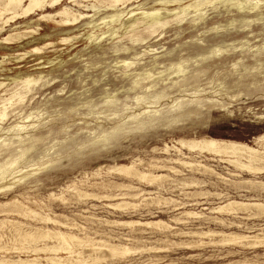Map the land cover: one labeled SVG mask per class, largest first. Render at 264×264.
I'll return each instance as SVG.
<instances>
[{"label": "rangeland", "instance_id": "obj_1", "mask_svg": "<svg viewBox=\"0 0 264 264\" xmlns=\"http://www.w3.org/2000/svg\"><path fill=\"white\" fill-rule=\"evenodd\" d=\"M152 1L141 3L150 8ZM69 2L65 5L72 6ZM183 3L192 7L181 15V22L171 17L174 21L153 36L141 24L143 36L139 39L132 38L133 30L126 23L117 37L99 36L98 31L88 40L91 27L85 24L92 19L69 31L40 21V12L4 28L0 34V82L7 86L0 88V108L7 104L8 116L0 122V166L5 172L0 185L22 180L0 193V222H4L0 224V259H27L31 255L25 248L53 245L51 239L31 244L11 240L17 229L35 228L41 234L60 230L131 250L114 258L92 249L87 264H264V244L252 246L256 240L264 243V214L212 211L228 200L264 203V190L250 191L237 183L250 178L264 181V173H242L227 160L208 153L183 149L190 157L185 159L175 150L170 155L165 152L166 145L173 147L179 139L192 138L240 142L262 150L256 139L264 136V0H181ZM237 3H243L242 12ZM84 5L89 7L73 8L92 17L95 9L91 3ZM103 14L99 12L93 19ZM109 27L112 24L105 30ZM31 30L38 33L22 35ZM68 33L77 39L61 43ZM9 37L14 40L5 45L4 39ZM219 40L231 45L223 48L227 53L196 62L195 44L202 42L207 47ZM35 49L40 51H32ZM152 49L160 54L153 55ZM165 55L189 58L185 78L165 80L169 75L163 67L168 64ZM124 60L133 65L127 68ZM233 64L237 66L233 68ZM27 76L37 80L29 88L9 82ZM150 76L158 79L151 83ZM159 94L164 96L158 99ZM12 96L11 104L3 101ZM178 158L201 162L235 183L165 162ZM158 161L182 173L150 169ZM124 165L133 168L132 173L150 171L170 179L148 185L119 171ZM228 172L239 176L231 177ZM190 181L199 186L183 187ZM162 197L175 202L157 204ZM26 207L37 216L21 215L19 211ZM40 215H48L57 224L40 221ZM240 237L246 241L235 240ZM38 257L48 256L42 253ZM98 257L102 259L94 261Z\"/></svg>", "mask_w": 264, "mask_h": 264}, {"label": "bare ground", "instance_id": "obj_2", "mask_svg": "<svg viewBox=\"0 0 264 264\" xmlns=\"http://www.w3.org/2000/svg\"><path fill=\"white\" fill-rule=\"evenodd\" d=\"M80 1H82V2H80ZM142 1L143 0H70L69 3L72 4V6H68V5H65L66 0H0V34L3 32L5 27H11L12 24H16L18 21L23 20L25 18H30L31 16H33V15L37 14L38 12H40L42 14L41 18L39 17L40 21H42V22L45 21L46 23H49V24L54 23L57 27L61 28L62 30H69V31L74 29V28H79V25L83 21H87L89 19H92V21H89V22H87L85 24V25L88 26L87 28L91 27V29H89V31H88L87 38H86L88 40L94 38L98 31H101V35H99V36H105V35L109 34L110 37H113V38L117 37L119 30L122 27H124L126 23H128L127 27L131 28L133 30L132 33L134 35H132V38L135 39V37H138V39H139L141 36H143L142 35L143 32L139 31V28L141 27L140 26L141 24H144L143 25L145 27L144 30L147 32V34L149 36H153V35H155L157 33V31L159 29H164L169 23H171V21L177 20L178 22H181L182 21V19H180L181 15L185 14V12H186L188 7H192V5L185 6L184 3L181 4V0H155V1L153 0L154 1V2L152 1L153 2V6H151L150 8H146V6H148V4L141 3ZM224 1H230V0H224ZM211 2H212V0H211ZM84 3H89V4L91 3L92 8L95 9V14L92 17H90L89 14L88 15H84L79 10H76L75 8H73V7H76V8L86 7V8H88L89 6L88 5L85 6ZM135 5H136V7H134ZM204 6H205V4H204ZM236 6H237V9L239 11H241V12L245 9V7L243 6V3H237ZM59 7H61V8H59ZM194 8H196V7H194ZM51 12H55V13H51ZM99 12H104L105 14L101 15L102 17L100 16L97 19H93V17L95 15H97ZM138 16H140V18H138ZM174 16H175V19L171 20L170 18L174 17ZM125 18H127L126 22H124ZM247 21H250V20H247ZM111 24H112V28L109 27L107 30H105V28L107 26H110ZM216 29H218V28H216ZM121 32H122V30H121ZM209 32H211V31H209ZM209 32H205L204 34H207ZM215 32L218 33L219 30H216ZM35 33H38V32L35 31V30H31L29 32H25L22 35H24V36L30 35V34L33 35ZM82 34H84V33H82ZM67 35L68 36L65 37V38L62 37L63 39L61 40V43L68 44V42H70L71 39H73V38L77 39L76 38L77 35H76V37H71L70 33H68ZM18 36H20V35H18ZM128 36H130V35H128ZM13 40L14 39L12 37L4 39V42H6L4 44L6 45L7 42H11ZM111 40H113V39H111ZM115 40H116V38H115ZM144 40H145V38H142V41H144ZM136 41H137V38H136ZM52 43H50V44L53 45ZM55 43H56V40H55ZM7 45H9V44H7ZM10 45H12V44H10ZM202 45H203V43L199 42V43L195 44V46H194V48L196 49L195 56L198 58V59H196V62H200V63H203L204 61H206V60H208V59H210L212 57L213 58H220L224 53H227V51H229V50H226V49H223V48H225L226 46H231V45L225 44L224 40H219L215 44H211L210 46H207V47H203ZM34 47H31V49L34 48ZM52 49L56 50L55 47L54 48L52 47ZM32 51L38 52V51H40V49H35V50H32ZM55 52H57V51H55ZM150 52H152L153 55L160 54L159 52H157L154 49H152ZM16 53H17V51H16ZM10 54H12V53H10ZM14 56H16V55H14ZM165 57L166 58L164 59V61L168 62V64L164 65L163 67L166 68V72H169V75H168V77L165 80H174V79H179L181 77L185 78L186 77V73H187L186 72V67H188L187 63L189 61V58H184L183 56H176V55H168V56L165 55ZM10 58H11V56H10ZM16 58H18V57H16ZM30 60H31V58H30ZM58 61H60V60H58ZM16 62H18V61H16ZM122 62L127 68H129V67H131L133 65V63H130V62L126 61V60H124ZM53 63H54V61H53ZM34 65H36V64H34ZM236 66H237L236 64H233V68H235ZM25 70H27V68ZM149 74H151V73H149ZM160 74H161V71H160ZM150 77H152L154 79L153 81H151V83L155 82L158 79V78H154V76H150ZM22 78L23 79L14 78V79H11L9 82L10 83H11V81H13V83L21 82L22 84H24V86L26 88H29L32 84L37 82V80L32 78L31 76L22 77ZM9 82H8V84H9ZM135 83H137V82H135ZM5 85H6L5 83L0 82V88L7 86V85L6 86ZM135 85H137V84H135ZM153 87L154 86H151V87H148L147 89H151ZM1 94H3V93H1ZM14 96H12L11 98H9L7 100H3V101L4 102H8L9 104H11V101L14 98ZM163 96H164V94H159V96L157 98L161 99ZM22 98L23 97H20L21 100H22ZM6 105L7 104H4L3 109L0 108V122L4 121L5 118L8 116L7 109L5 108ZM27 118H29V116ZM21 128H24V127H21ZM175 143H176V145H178V147H176V145H173V147H170V146L165 144L166 145L165 152L168 155H170V152L172 150H175L176 153L178 154V156H180V157L183 156L185 159H188L190 157L185 156L184 152L182 151L183 149H187L189 151L199 152L201 154L208 153V154H212V155H215V156H219V157H221L220 161L227 160L228 162L233 164L234 167L236 169H238L239 171H241L242 173L245 172V173H247L249 175H254V176L258 175L260 173H264V136H261V137L256 139V143L260 144V146L262 147V150L257 148V147L251 146L249 144L240 143V142H233V141H228V140H220V139H215V138H192V139H188V140L179 139ZM160 162L161 161H158L155 164H150L149 165L150 169L154 168L155 170H158V169L166 170V171H169L170 173H173V174H181L182 173L176 167L168 166L166 164H160ZM165 162H169V164H177V165L181 166L182 168H186V169L189 168L191 170L203 171V173H205V174L206 173H210V174L218 177L219 179H221L224 182H234V181H232V179L227 178L226 176H223L221 173L217 172L215 169H213V168H211V167H209L207 165H204L201 162L195 164V163H192V161L188 162V161L183 160L182 158H178L176 160L169 159V160H166ZM10 166L12 167L13 164H11ZM121 167H124V168H120L119 171L125 172L128 176H130L133 179H138L141 182H146L148 185H155L159 181H161V183H162L165 179L169 178V175H155L154 173H152L150 171H148V172L135 171L134 173H132L131 170L133 168H125V165L121 166ZM0 169H1V166H0ZM100 169H99V171L102 170V169L101 170ZM134 170H135V168H134ZM0 171H2L0 173V181H4L5 180L4 169H1ZM114 171H116V170H114ZM84 173H86V172H84ZM122 174L124 175V173H122ZM122 174H120V175H122ZM210 174H209V176H210ZM228 175L231 176V177L239 176V174H235L233 172H228ZM92 176L94 177L93 174H92ZM193 177H191V178L193 179ZM16 180L17 181L11 182V184L8 185V186L7 185H0V193H1V191L11 189V185H14L17 182H20L22 179H19V180L16 179ZM237 183L244 185L245 187L250 189V191L251 190H264V181L255 180V179L250 178V179L240 180ZM196 186H199V184L197 182H195V181H193L191 183H184L183 184V187H196ZM69 190L70 189H68V191ZM247 191H249V190H247ZM216 195H217V197L220 196V194H216ZM85 196H89V195H85ZM92 196L93 197H97V196H94V195H92ZM108 197L109 196H107L106 198H108ZM119 198H121V197H119ZM121 199H123V198H121ZM33 201H31V202H33ZM156 201H157V204H160V205H161V203H164V205H166V204L175 202L172 199H168V198L165 199L164 197H162V198H160V199H158ZM11 202L13 203V201H11ZM12 207H14V206H12ZM132 208H134V207H132ZM121 209H124V208H121ZM125 209H127V208H125ZM179 209H182V208H179ZM12 210H14V209H12ZM240 210H243V211H256L257 213H259L258 215H263L264 214V203L256 202V201H254V202H244V201H238V200H228L225 204L219 205L216 208H212V211H217L218 213L219 212L220 213L221 212H228V213L231 212V213H233V212H237V211H240ZM19 212H20L21 215H23L25 217L26 216H32V217L34 216V217H36L37 216V213L35 211H32V210H30L28 208H27V210H25V209L24 210H20ZM187 215H189V217L190 216H196L197 217L198 213H188ZM38 217H39V214H38ZM39 220L40 221L42 220L43 222H46V223H49V222H51L52 224L56 223L51 218H49L48 215L47 216L40 215V219ZM212 220L215 221V220H219V219L213 218ZM222 222L223 221H221V223ZM1 223H4V222H0V224ZM13 223H15V222H13ZM158 223L162 224L163 222L159 221ZM15 224H13V225H15ZM125 224L126 223H124V225ZM139 224H141V223H139ZM160 224H157V225H160ZM18 225H20V224H18ZM124 225H123V227H124ZM147 225H151V223H147L146 226ZM67 228H69V227H67ZM133 228H134V225H133ZM34 229L22 230L21 228H19L15 232L11 233V235H10L11 240H13V241H21L23 243L30 242V244H31V242H43V241L46 242L47 241L46 239H51V241L52 240L54 241V243L52 242L53 245L45 244L43 247H35V248H30V249L25 248L27 251L28 250L30 251L29 255H31L27 259L20 258L19 260H6V259L3 258V259H0V264H87L88 260L86 258L90 259L92 257V256L89 257V254H88L89 251L91 252L92 249L93 250H100V251L102 250L103 252L108 253L110 256H112L114 258L115 257H120V256L124 257L125 255H127V254H129L131 252V250L128 249L127 247H120L119 245L118 246H113V245H110V244L108 245L105 242L97 243V242H94L89 237L81 239V238H79V237H77V236H75V235H73L71 233H64V232H61L60 230H58V231L57 230H53V231L47 230L45 232L42 230L44 233L41 234V233H39V229H36L35 231H34ZM157 229H159V228H157ZM126 233H128V232H126ZM212 236L214 237V235H212ZM0 238H3V236H0ZM207 238H209V237H207ZM245 238L246 237H242V238L240 237V238H237L235 240L245 239ZM255 238L258 239V237H255ZM260 240H258V241L256 240V241L252 242V246H256L258 244H264V243H260L259 242ZM245 241H246V239H245ZM239 242H240V240H239ZM235 243L237 244V241ZM80 248H83V250H80ZM87 248H88V250H86ZM89 248H91V249H89ZM2 249L3 248L0 247V250H2ZM144 251H146V250H144ZM60 252L66 253V254H68V256L60 257L58 255V253H60ZM42 253H44L48 257H45V258L38 257V255L42 254ZM87 255H88V257H86ZM101 259L102 258L98 257V258L94 259V261H100ZM98 263H100V262H98Z\"/></svg>", "mask_w": 264, "mask_h": 264}]
</instances>
